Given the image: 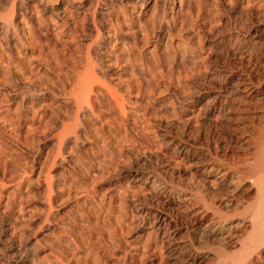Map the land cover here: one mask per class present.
Returning <instances> with one entry per match:
<instances>
[{
  "label": "rangeland",
  "instance_id": "rangeland-1",
  "mask_svg": "<svg viewBox=\"0 0 264 264\" xmlns=\"http://www.w3.org/2000/svg\"><path fill=\"white\" fill-rule=\"evenodd\" d=\"M163 2L0 0L3 18L13 5L12 23L22 40L14 43L13 31L7 34L0 20V218L1 213L9 218L0 222L5 229L0 237L22 250L40 246L35 264H216L219 255L228 264H244L249 259L239 248L240 230H226L222 240L192 234L177 198L155 197L152 178L143 180L150 175L189 194L197 186L199 201L209 204L213 181L204 182L202 167L215 156L231 163L243 148L256 164L253 179L262 181L264 156L257 152L264 147V91L243 105V113L220 119L210 112L214 98L240 71H251L248 58L264 53L259 45L243 43L264 38L263 12L246 16L262 1L172 0L166 11L172 29L158 32L154 22ZM86 75L94 78L93 93L103 105L96 108L105 112L102 125L88 121L82 152L73 150L72 139L65 145L77 170H48L60 120L73 117L75 108L40 92L72 90ZM21 86H34L40 99L22 98ZM47 173L51 179H45ZM260 183L264 188V178ZM42 184L45 188L38 189ZM48 184L58 196L47 216ZM233 190L213 198L221 207L237 200L229 222L264 211V189L257 192L246 180ZM140 204L146 206L138 212ZM145 212L170 217L169 228H158Z\"/></svg>",
  "mask_w": 264,
  "mask_h": 264
},
{
  "label": "bare ground",
  "instance_id": "bare-ground-1",
  "mask_svg": "<svg viewBox=\"0 0 264 264\" xmlns=\"http://www.w3.org/2000/svg\"><path fill=\"white\" fill-rule=\"evenodd\" d=\"M163 1L164 2L161 6V10H158V13H157L158 18L156 17L157 20L155 19L156 21L154 22L158 32H161V31L166 32V31L172 29L171 28L172 24H170L171 19L168 21L166 18V11L168 8L167 3L172 1V0H163ZM261 1H262L261 5L257 9H255V11L251 10L252 12L249 11L246 13L247 19L249 17H251L253 14L258 15L261 12H263V14H264V0H261ZM22 5H23V3H22ZM27 8L28 7L25 5V7L23 9L26 10ZM240 9H243V8H240ZM14 12H15L14 7L12 5V7L8 13L9 15L7 14L8 17L3 18L2 16H0V20L2 21L1 24H3L5 32L8 34L10 30L13 31L14 43L16 42L19 44L22 42V40H21L20 36L18 35L17 30L15 29V27L13 26V23H12V17L14 15ZM18 13H19V11H18ZM155 16H156V13H155ZM263 17H264V15H263ZM263 20H264V18H263ZM245 21L247 22V20H245ZM94 23H95V21H94ZM94 23H93V26H94ZM243 24H245V23H243ZM239 27H240L239 31L243 29V25L239 26ZM261 39L262 40L259 39V40H254V41L244 40L243 43L246 45H249V44L251 45V43H252L253 45L256 44V45H259V46L264 48V38H261ZM7 45H8V49L11 50L10 44L8 43ZM87 59L89 60L88 57H87ZM89 63H91L90 60H89ZM246 63H248L250 70L254 71V73H256L255 74L256 76L254 75L255 78L252 77V75H251L252 73H250L251 71H248L247 69L241 70L240 72H242V73H241L240 77L237 78L235 80V82L232 83L230 86H228L224 90V92L222 91L223 94H220V95L218 94L217 97L215 96L216 98L213 97L214 103L210 106V112L215 114L220 119H224L226 117V115L231 113V112L243 113V110H242L243 105L250 104L252 100L256 101L258 99L257 97H259L261 92L264 91V53H262L260 55V57H256L255 59H253L250 56ZM260 68L263 69V74L260 73V71L259 72L257 71ZM80 81L81 82L80 83L78 82L76 84V86L73 87L72 90H66L67 87L62 86V90L59 93H56V91H57V90H55L56 88L52 89L49 87H47L48 89H47L46 93H45V90H44V92H40V94H42V96H45L48 94L51 95L52 97H54L53 98L54 100L58 99V100H60V103L62 102L64 105L72 103L74 105V108H75L73 117H71V118L68 117V118H66V120H64V119L60 120V123H61L60 130L56 135H54V138L52 137L56 141L57 151L55 153H53V156L50 157V162H48V163H50L48 170H50V169L51 170L52 169H54V170L62 169L64 166H67L71 170L75 171L76 160L71 161L72 159L70 160V158L65 156V154H64L65 153V151H64L65 145L67 143H69L72 139L73 140L72 141L73 150L76 151V153L82 152V150H84L83 146L86 142V140L84 139V135L88 132V124H87L88 121L91 123H98L99 125H102V118H103L102 115L105 112H99V110L96 111L97 107L103 108V105H102V102L99 101L98 94L93 93V84H94L95 80L90 75H86ZM101 86L103 89L106 90V92H110V89H108V87L105 84L101 83ZM19 90H20V93L22 95V98L28 96V97H31L32 99H36V100L40 99V97H39L40 95L39 94L37 95V90L34 89V86H21ZM263 94H264V92H263ZM105 111L108 112L109 109L106 108ZM80 115L82 117H80ZM66 116H69V115L67 114ZM60 118H59V116H56V119L59 120ZM242 143H244V142H242ZM242 143H241V145L243 146ZM262 148H264V147L262 146ZM262 148L258 149L257 155H259V157L264 156V149L262 150ZM39 149L40 148L38 146V148L36 149V153L39 152ZM240 151H241V154L236 155L235 159L233 158L231 163H227L224 159L222 160V159H219L218 157L215 156L214 158L212 157L209 160H207L205 165L202 167V169H201L202 176H203L202 179L204 180V182H208L210 180L213 181V184L211 187L212 190L210 191L208 189L210 191L209 193L212 195V200L210 201L209 204L205 203L202 200H201V202L199 201L198 196H199L200 192L198 191L197 186H195L193 193L189 194L188 192L187 193H184L182 191L177 192V190L175 191L173 186L166 185V184L164 185L163 183H160L159 180L153 178V176H150V175L149 176L146 175L144 177L143 181L149 182V179L152 178L149 186L151 188V191L155 195V197L156 196H162L164 198L168 197L170 199V201H171V199H173V196H175L177 198L176 201L178 202L179 206H181L179 209L182 208V210H183L182 212L184 213V215L186 214L185 219L187 221V225L189 227V230L191 231L192 234L204 236L208 240L209 239H211V240L212 239L222 240L220 237H222V233L225 232L226 230L230 231V232L232 230H235V231L240 230L242 233L241 236L243 237V240H242L243 243L241 244V247L239 246V248L240 249L242 248L244 251H247L246 256L249 257L248 260L244 261V264H254L256 262H258L260 264H264V252H262V254L258 255L262 250H264V211H262L263 208L261 209V211L254 213L250 217L241 218V220L239 219V222L232 223V222H229L230 217H232V215H229V212L231 209L230 207L233 206L234 204L236 205L237 200H235L233 198L231 200H226L225 202H223V205H224L223 207H221V204L215 205L214 203H216V202H213L214 201L213 198H216V196L214 197V194L216 192H219L222 190L227 191L228 189H229L228 191H232L233 189L236 190L237 188H239V186L243 182H246V180H248V182L251 183V185H253V187L257 188V190H256L257 192H261L262 189H264V188H261V183H260L263 181L264 177H262V181H260L259 179H253V178H255L254 177L255 176L254 169H256V167H255L256 164L254 165V164L250 163V159H251L250 155L251 154L248 153L247 151L243 150V148ZM254 155H256V154H254ZM52 171H50V173ZM44 177H45V179L49 178V173H47V176H44ZM49 179H51V178H49ZM52 184H53V182H52ZM249 185H248V187H249ZM248 187L246 186V189H244V191L247 190ZM43 188H45V185H43V184L38 186V189H40V190H42ZM52 188H54V187H52ZM234 190H233V192H234ZM244 191H243V193H244ZM249 191L247 190L245 192L249 193ZM46 192H47V195H46L47 196V203L49 206V211L47 213V216H48L49 212L54 207L53 202H55V199L57 198L58 194H55V192H53L51 190V184H48V186L46 188ZM204 192H206V191H204ZM228 193L230 194V192H228ZM252 193H253V191H252ZM251 196H252V194H251ZM257 199H258V197H257ZM246 201H248V200H246ZM242 203H243V201H242ZM144 204H146V203H144ZM144 204H140V206L138 205L136 207L138 212L142 211L141 206H146ZM233 207L235 208L237 206H233ZM251 207L253 209V206H251ZM232 211H233V209H232ZM1 215H2V217L0 218V222L5 223V221H7L9 218L6 217V215L4 213H1ZM145 215L152 217L153 221L155 223L159 222L158 228H162L164 226H167V227L169 226L167 224L169 221H167V220L168 219L170 220L171 219L170 217L166 216L168 219L166 217L165 218L163 217L161 219V215L155 214V212H153V214L151 212H145ZM176 231H177V233L180 232L178 229H176ZM235 231H233V233ZM4 232H5V229H3L0 226V235H2ZM172 232L173 231H171L170 233L173 234ZM238 236H240V235H238ZM14 242L12 240H10L8 243H3V241L1 240V237H0V254L1 255L2 254L5 255L6 253L9 254V255L6 254L5 259L0 260V264H22V263L28 264L30 261H32L33 264H35L36 253H38V250L41 247L39 246V248H38L35 246H30V247L26 246L27 248L22 250L21 247L19 248L18 246H16L17 244L15 245ZM218 243H219V241H218ZM222 245H225V244L222 243ZM239 245H240V243H239ZM22 248H25V247L23 246ZM216 255H218V254H216ZM234 257H236V256H234ZM217 258L219 261L216 264H228V262H230L227 259H223L220 255ZM217 258H215V259H217ZM232 258H233V256H232ZM191 259H193V258H191ZM233 259H232V262L234 261Z\"/></svg>",
  "mask_w": 264,
  "mask_h": 264
}]
</instances>
